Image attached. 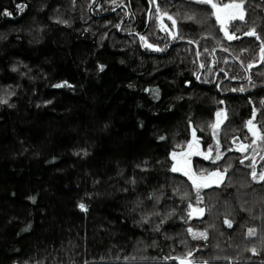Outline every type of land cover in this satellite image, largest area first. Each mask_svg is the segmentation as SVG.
<instances>
[{
    "label": "trees",
    "instance_id": "trees-1",
    "mask_svg": "<svg viewBox=\"0 0 264 264\" xmlns=\"http://www.w3.org/2000/svg\"><path fill=\"white\" fill-rule=\"evenodd\" d=\"M244 8L229 41L192 0H0V264H178L189 251L195 264H264V182L230 142L253 105L264 123V89L234 95L260 60L261 41L245 33L264 38V0ZM217 111L223 155L194 156L192 171L228 170L198 203L171 153L193 128L213 148ZM189 204L203 216L189 218Z\"/></svg>",
    "mask_w": 264,
    "mask_h": 264
},
{
    "label": "snow or ice",
    "instance_id": "snow-or-ice-1",
    "mask_svg": "<svg viewBox=\"0 0 264 264\" xmlns=\"http://www.w3.org/2000/svg\"><path fill=\"white\" fill-rule=\"evenodd\" d=\"M151 2L153 4L156 3V0H151ZM196 3L199 4H206V5H210L212 11V15L215 17L216 22L220 25V30L224 32L225 38L229 41H233L236 39H239L238 36H236L235 34H230L229 30H228V23L234 20H241L243 21L245 19V8H244V0H232V2L225 4V5H218L215 2H213V0H196ZM20 11L24 10L23 5H18L17 6ZM156 14H157V18L160 19L161 21L163 20V18L165 16H167V18L169 20H172V28L175 29L176 28V20L171 16L168 15V13L166 11L162 12L161 9L159 7H156ZM4 15H11V13H8L7 11L4 12ZM187 19H192L191 16H188ZM117 27H119V25H117ZM162 30H166L164 28L163 23H161L160 25ZM169 35H172L171 32H169ZM246 36L252 37L255 36L257 40L261 41L260 44V60L262 62H264V38H261V36H259L255 29H252L250 31H248L247 33H245ZM173 39H176V36H172ZM140 40L142 41V46L145 47V49L148 50H152V51H164V49L159 48L158 46H156L155 44H150L147 43L146 38L144 36L140 37ZM189 43H191V41H189ZM225 51L227 49H224ZM201 67H203V65H201ZM13 71H16L15 68L12 69ZM100 70L103 71L104 70V66L101 65L100 66ZM197 79H199V77H197ZM62 85H56V87H61ZM233 91H235V89H233ZM241 91H243V89H241ZM0 103L3 104H7L8 101L6 99L4 100H0ZM220 103H223V101H220ZM262 103H264V101H262ZM11 106V105H10ZM224 114L222 112H217L216 113V123L211 125V127L214 130V139H215V129H217L221 123H223V120L221 119V117ZM256 116V111L255 109H253L252 112V118L249 119L248 121H246V127L248 129V132L251 134L252 136V144H256L258 141H264V133H262L257 126L253 123V120ZM191 126V124L189 125ZM161 139H164V137H161ZM250 145H245V144H240V146L238 147L237 151H241L244 152L246 151V149L249 147ZM211 153H212V148L211 146H209V151L208 153H204L201 152L199 149V140L196 137V130L195 128H193L192 131V140L188 142V147H187V151H181L180 153H176V152H172L171 153V159L173 161V164L171 166L170 171L172 172H181L184 176H186L192 183V186L194 189H196V195H197V202L200 203L202 202V197H201V190L202 189H206L211 187L212 185H216L219 186L221 184V182L224 180V174L227 172V168L224 170V173H221L219 170L213 171L211 173H208L207 175L204 174H200L197 175L196 173H194L192 171V161H191V157L193 156H203V158L205 160H210L211 159ZM85 155H87V153L85 152ZM221 153L219 151V141H217V150H216V157L214 160H212V163L215 164L217 160L221 159ZM247 159V157H245ZM262 159H264V157H262ZM241 163L243 164L244 161L241 160ZM253 171L251 173L252 175V179L257 181V182H264V171H261L259 173H257V171L255 170V158L253 157ZM133 183H135V181H133ZM34 199V198H32ZM149 200H155L156 203H159L160 198L158 196L152 195L149 196L148 198ZM183 199V197H182ZM143 203V202H140ZM79 208L81 210L86 211V206L83 203H80ZM188 208L190 209L188 216L189 218H191L193 215H203L205 209L204 208H193L191 204L188 205ZM174 213H169L168 216L171 217ZM160 213L153 211L150 215H144L141 217V220L138 222L141 226L143 225H148L151 224L152 222V216H159ZM165 223V220H161L159 224H157L155 226V228H153V231L155 232H159L161 230V226ZM224 223L231 228L232 227V223L230 220H225ZM31 227V225L28 226V228H25L24 231H28L29 228ZM188 233L192 234L193 239H198V238H202V239H207V234L205 232H201L199 234L194 233L192 228H188L187 229ZM248 234L251 236L254 234V230L249 229ZM253 253L255 254L256 250L252 249ZM172 259H176L178 260V264H195L194 259H193V253L192 251H189L186 256L184 257H180V258H176V257H172ZM201 264H208L207 261H202Z\"/></svg>",
    "mask_w": 264,
    "mask_h": 264
},
{
    "label": "flooded vegetation",
    "instance_id": "flooded-vegetation-1",
    "mask_svg": "<svg viewBox=\"0 0 264 264\" xmlns=\"http://www.w3.org/2000/svg\"><path fill=\"white\" fill-rule=\"evenodd\" d=\"M218 4V3H217ZM219 5V4H218ZM256 62H252L247 66V69L249 71H246L242 69L243 73L246 75L245 79H237L236 82H244L246 84V88L247 90L243 91L241 94L239 93H235L234 95H249L254 93L255 90L257 89H264V62L261 61V63L258 66V68L253 67L255 65ZM259 66H261V68H259ZM252 69H254L252 71ZM252 71V73H250ZM255 75H259L261 77V79H254ZM255 85V86H253ZM257 97V96H255ZM259 103L260 101H264V94L258 96ZM253 109H255L256 111V116L253 120V123L257 126V128L264 133V123L263 120L260 118L262 115V111H260V109L256 106H252L251 109V113L250 116L246 118L245 122H244V131L242 132H238V133H234L231 136L230 142L232 144V152H237L239 155V163H241V160H243L245 162V160L247 159H251L252 163H253V157L255 158V170L257 171V173L264 171V159H262V157H264V141H258L256 144H252V136L251 134L248 132V129L246 127V121H248L249 119L252 118V112ZM197 137V136H196ZM197 139L199 140V149L201 152H208L209 149L207 148L209 145L206 144V142L204 141L203 138L197 137ZM191 141V140H190ZM240 144H245V145H250L246 151L241 152V151H237L238 147L240 146ZM220 146V145H219ZM188 147V146H186ZM185 147V148H186ZM181 149L178 152L181 151H187V148L185 149ZM245 152H252L249 156H247V159L245 158V156H243V154ZM253 168V167H252Z\"/></svg>",
    "mask_w": 264,
    "mask_h": 264
},
{
    "label": "rangeland",
    "instance_id": "rangeland-1",
    "mask_svg": "<svg viewBox=\"0 0 264 264\" xmlns=\"http://www.w3.org/2000/svg\"><path fill=\"white\" fill-rule=\"evenodd\" d=\"M192 1H195L196 2V0H192ZM213 2H215L216 4L218 3L219 5H225V4H221L220 3V0H213ZM210 6V5H209ZM211 7V6H210ZM166 24H168V23H166ZM159 34V33H158ZM146 38V41H147V43H150V44H153V43H151L150 41H149V38L148 37H145ZM159 39H161L162 41V43L164 42H166V40H165V38L164 37H159ZM154 40H156L157 42H159L158 41V39L156 38V37H154ZM218 112V111H217ZM220 112V111H219ZM221 119H222V117H221ZM216 120H217V117H216V115H215V122H214V124L216 123ZM217 130V129H216ZM191 140V138H190V135H189V137H188V140L187 141H185V142H183V144L182 145H179V148L178 149H174V151H178V150H181V149H183V148H185L186 146H188V142ZM217 141H218V139H217V133H215V139H214V133H213V143H214V146H213V150H212V152H215L216 153V150H217ZM220 145V144H219ZM187 148V147H186ZM185 148V149H186ZM173 151V152H174ZM219 151H220V153L223 155V152H222V150H221V146H219ZM177 153H180V152H177ZM204 153H206V152H204ZM221 155V156H222ZM215 157H216V155H215ZM193 158H194V156L193 157H191V161L193 160ZM212 160V159H211ZM252 171H253V168L251 167V173H252ZM215 185V184H214ZM193 207H195V208H200V207H197V206H193ZM193 216H195V217H197V215H193Z\"/></svg>",
    "mask_w": 264,
    "mask_h": 264
},
{
    "label": "water",
    "instance_id": "water-1",
    "mask_svg": "<svg viewBox=\"0 0 264 264\" xmlns=\"http://www.w3.org/2000/svg\"><path fill=\"white\" fill-rule=\"evenodd\" d=\"M224 33V32H223ZM261 62V60H259V62L256 64V66L257 65H259V63ZM191 140H192V136H191ZM203 215H197V218H201Z\"/></svg>",
    "mask_w": 264,
    "mask_h": 264
},
{
    "label": "bare ground",
    "instance_id": "bare-ground-1",
    "mask_svg": "<svg viewBox=\"0 0 264 264\" xmlns=\"http://www.w3.org/2000/svg\"><path fill=\"white\" fill-rule=\"evenodd\" d=\"M222 33H223V31H222ZM223 35H224V33H223ZM225 36V35H224ZM192 136V135H191ZM178 173H181V172H178ZM194 208V207H193Z\"/></svg>",
    "mask_w": 264,
    "mask_h": 264
}]
</instances>
